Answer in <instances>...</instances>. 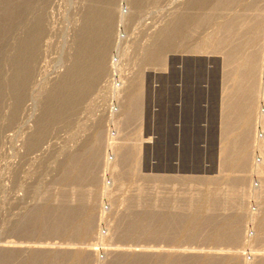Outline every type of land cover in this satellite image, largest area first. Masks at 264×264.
Segmentation results:
<instances>
[{"label": "rangeland", "instance_id": "rangeland-1", "mask_svg": "<svg viewBox=\"0 0 264 264\" xmlns=\"http://www.w3.org/2000/svg\"><path fill=\"white\" fill-rule=\"evenodd\" d=\"M105 1L35 0L34 4L37 6H35L34 14L32 12L27 14L24 0H0V26H3V33H0V90L2 92L0 95V249L24 248L25 258L29 256L30 250H45L50 257L56 253L64 254L67 256L65 258H69L68 264H110L114 261L110 252L115 251L145 253L150 259L161 251L163 254L175 253V256L183 253L188 257L197 256L200 264H210V261L218 259L224 263L230 262L235 258L234 254H237L241 258L240 264L253 262L256 256L264 253V241L260 244L254 243L253 237H256L257 231L254 223L248 218L251 212H258L259 203L261 204L262 201L256 195V191L264 186L263 177L255 171L257 166H260L262 153H264V149H259L261 140L264 139V123L258 120L259 111L264 116V95L260 93V88H264L263 46H260L258 52L260 66L255 85L258 95L256 94L255 107L252 110L255 116L251 126L248 171L245 174H239L245 175V185L244 187L239 184L234 186L240 196L238 205L231 208L228 207L231 198L226 191L229 185L225 184L224 176L215 183L216 185H208L209 172L206 173L207 176H201L199 180L190 179L187 174H182L181 177L176 176L162 183L155 182L152 172L143 169L145 146L149 134L141 135V133L145 129L151 130L159 117L165 118L176 98L181 96V94L177 95L178 90H174L172 94H166L157 110L146 112L144 108L140 116L130 123L126 122L131 95L133 92L138 93L142 88L141 71L152 54L168 47L165 33L168 29H177L178 17L182 16L184 25H187L186 33L191 34L186 43L187 51L194 48L200 39L213 34L216 30L214 23L220 19L218 14L213 18L214 22L204 26L200 32L188 29L190 23L195 22L197 17L209 12L210 4H205V0H141L140 2L111 0L112 6L108 13H105L109 15L112 23L104 73L94 79L92 87L82 98L75 101L76 105L72 101V108H69L60 118L48 123L52 112L51 103L55 99L58 107L61 102L59 98L61 91L67 85L72 86L70 83L79 76L74 70L83 42L79 33L84 15L90 10L99 9L100 5L102 7L103 3H107ZM239 1L237 0L231 7V13L227 11L225 14L228 15L229 12L230 15H235L252 3V0ZM259 5L263 22L260 45H263L264 0ZM37 16L42 21V31L37 42L38 54L32 64L29 80L21 88L20 84H14V78L17 75L16 58ZM176 52L180 53L181 50ZM203 54L195 55L198 60L195 59L190 65L187 92L199 89V83L191 80V75L200 66V56L208 58V54ZM160 55L164 56L162 61L157 62L155 66L143 69L145 75L153 77L154 74L158 75L167 70L168 55L167 53L166 55L160 53ZM186 56L193 57L194 54L190 56L186 54ZM218 56L211 54L210 58L219 61L221 56ZM22 63L26 66V59ZM148 71L154 74L150 75ZM90 83L91 81L85 82V84ZM136 87L138 91L135 90ZM20 88L23 89V97L17 98ZM98 132L102 134L103 139L100 144L98 143L99 147L97 146L100 149V160L94 167L95 183L87 184L85 187V200H93L95 205L94 212L92 211L93 225L89 235L84 239L63 234L38 236L35 231L32 236L22 237L17 230L23 219L33 215L37 210L44 212L45 208L48 210L49 207H55L60 189L66 190L71 198L70 194L74 186H68L62 182L63 167L71 156L81 155L90 147L92 148ZM36 138L38 142L35 144ZM126 138H129V144L126 146L125 153L129 157L124 167L120 163L121 154L110 147L108 140L122 143ZM116 165L119 166L115 169ZM121 170H126L127 173L119 179L118 173ZM140 188L146 190L144 197L149 204L144 212L148 215L161 211L160 207L164 199H179L182 204L186 203L193 207L191 203L200 204L198 197L205 199L210 191H220L219 208L204 213L203 219L207 220L206 217L214 219L216 226L212 230L215 227L219 229L228 224L233 225V222L239 219L241 242L238 244L218 242L212 240L214 239L212 234L207 232L203 233L204 236L202 235L201 239L190 242L178 241L177 238L174 241L158 240L157 242V240H147L138 232L132 240L123 239L117 230L123 225L125 216L130 212L128 210L131 205L130 200L139 197ZM71 200L74 199L71 198ZM46 201L49 202L47 206H45ZM239 205L244 206L242 214L238 213ZM189 206L181 211L183 218L190 214L196 216L197 213L200 219L198 209L194 207L192 210ZM162 213L168 215L173 211L162 210ZM38 225V220L30 217L25 227L26 230L34 232ZM87 248L98 249V255L88 253ZM78 249L85 250L84 258L70 260V255L73 258V253ZM126 256L123 255V258L118 260L119 263L128 264L131 256L128 259ZM158 262L166 264L167 261L158 259ZM172 263L171 260L169 264Z\"/></svg>", "mask_w": 264, "mask_h": 264}, {"label": "bare ground", "instance_id": "bare-ground-1", "mask_svg": "<svg viewBox=\"0 0 264 264\" xmlns=\"http://www.w3.org/2000/svg\"><path fill=\"white\" fill-rule=\"evenodd\" d=\"M140 1L141 0H137V2ZM34 2L35 0H24V7L27 9V14H30L31 12L34 14L35 6H37L34 4ZM105 2L107 3H101L102 7L100 5V7H98L99 9L95 8L84 15L83 25L79 33V37L83 40V42L79 50V58L74 70L75 74H78L79 76L77 79H74V82L70 83L72 86L67 85V87H64V89L62 88L63 90L61 91L59 97L61 102L58 104V107L55 104L56 100L52 99L53 102L51 100L52 105H50L52 106V112L48 123L56 118H60L65 112H67V110H69V108H72L73 105L71 102L78 101L80 98H82L85 92L92 87V82L94 79L98 78V76L104 73L106 69L105 58L106 51L110 43V26L112 23L109 15L106 14L110 10L112 4H110L111 0H106ZM236 2L237 0L204 1L205 4H210L209 12L199 16V18L197 17L195 22L190 23L188 29L198 33L204 28V26L214 22L213 18L215 15L218 14L220 19L215 21L217 24L214 23L216 29L214 33H210L211 35L200 39L194 48H190L189 51L186 50V43L190 38V33H186L185 29L187 28V25H184V19L182 16H179L180 18L178 17L179 26L177 29H168L165 33V41L166 43L168 42V47L166 46L165 48L160 49L156 53L152 54L143 67V69H145L146 67H150L152 65L155 66L157 62L162 61L164 58V56H161L160 53H164V55L167 53L168 57L166 58L169 59L167 70L164 71V73H160L158 75H155L151 71V73L154 75L153 77H150L149 75H145L144 70L142 69L140 74V84H142V86H140L142 88L138 93H132L128 108L129 111L126 117V122L130 123L142 114L144 108L146 112H153L157 110L160 107L159 105L161 100L166 94H172L174 90H178L179 94L177 95L181 94V96L178 99L176 98L175 102L173 101L174 104L172 103L173 105L170 111H167L168 113L165 118L159 117L155 121V124L151 130L145 129L141 133V135L149 134L145 150L150 149L152 160H154L152 163V169L149 170L150 173L152 172L151 174L154 177L153 180L155 182L157 181L164 183L176 176L181 177L182 174H187V177L190 179L194 178L199 180L201 176H207L206 173L209 172L210 175L208 176V185H213L219 182L218 180L224 176V181H226L225 184L229 185V188L226 191L229 195L228 197L231 198V201L228 205V207L231 208L234 207V205H238L240 196L237 194L238 190L235 189L234 186L239 184L240 186L244 187L245 185V175L243 176L242 174H239H245V172L248 171L247 161L250 154L249 148L251 147L249 146L251 126H253L252 122L255 116H253L252 110L255 107L254 103L257 94L255 87L256 76L260 66L258 52L260 46H263L264 48V43L263 45H260V40L263 33V22L261 7L259 4L262 2V0H252V3L248 7L246 6L247 8H244L241 12L236 13L235 15H230L231 7ZM227 11L230 12H228V15L225 14ZM246 11H248L250 14L242 13ZM221 19L224 21H220ZM41 31L42 21L40 17L37 16L36 22L34 23L33 28L29 31L25 44L16 58L15 69H17V75L16 78H14V84H20L21 88H23V84H26L27 80H29L32 64L38 54L37 42ZM0 33H3V26H0ZM177 50H181V52L178 53L176 52ZM203 53L208 54V58H202L200 56V66L195 69L191 75V80L199 83V89L195 91L190 89L191 91L187 92V78L189 77L190 65L193 64L195 59L198 60L197 56L195 55ZM186 54H189V56L194 54V56L191 58L192 56L188 57ZM211 54H214V56L216 55V57L217 55H219L218 57L221 56L220 60L218 61L211 59ZM25 59L27 64L26 66H23L22 62ZM148 72L150 73V71ZM72 78H74V76H72ZM89 81H91L90 84H85V82ZM202 84H207L208 86V92H206L207 96L206 93H204L205 89L204 91L202 89V86H204ZM215 84H221L222 88L221 99H219L221 100L219 101L221 103V115L218 171H205L203 174H200L195 171L182 172L179 169L168 170L169 158L173 155L174 157L177 155L178 160H181V157L183 160H187L191 169H194L195 162L197 161L198 157L195 146L192 144H195V141L199 139L202 133V129L199 127L197 121L201 119L200 116L202 114L206 113L204 111L202 113L201 108H197V103L201 99H204V97H207L206 99L209 103L208 105H210L208 106L207 113L214 109L212 105L214 104V93L216 92V90L214 92ZM21 88L17 92V98L23 97V89ZM137 89L138 87L135 88V90ZM1 93L2 92L0 90V95ZM260 93L264 95L263 87L260 88ZM218 98H220V96ZM215 101H217V97ZM202 102L205 101L202 100ZM217 112L219 111L217 110ZM205 115L207 116L208 114ZM258 115V120L261 123H264V116L262 115V112L259 111ZM206 116H204V118H206ZM215 117H217V114ZM173 118H181V120L179 119L178 121L179 126L176 129L178 134L177 140L180 143L178 151H175L174 148H170L168 144V142H170V138L173 137V131H175L170 127L171 119ZM213 120L216 119L214 118ZM206 134V145L208 146L206 148L205 159H210L211 155L213 154L212 152L214 151L211 130H208L207 128ZM102 139V134L98 132L95 136L94 146L92 148L90 147L91 149L89 148L87 152H84L81 155L71 156L68 159L66 165L63 167V176L61 175L62 182L68 186H74L70 194L71 198L74 200L72 201L71 198H69V193L66 190L60 189L55 207H49L48 210L45 208L44 212L37 210L35 213H33V215L27 216V218L23 219L19 229L17 230V232H19L22 237L24 235L25 237L32 236L35 231L37 232L36 235L38 236L63 234L65 236L80 237L84 239L89 235L93 225V212L95 205L93 200H85V187L87 184L93 185L95 183L94 167L100 160V149L98 147ZM128 139L129 138L123 139L122 143L121 141L119 142L120 144L118 141L114 140L113 142L116 143H113L112 141L110 142V140H108L110 147H112V149H116L119 154H121L120 163L122 166L126 164L129 157V155L125 153L126 146L129 144ZM190 139L192 140L191 144H189ZM37 142L38 140L36 138L34 143L36 144ZM259 149H264V139L261 140ZM190 150L192 152L191 156L189 154ZM190 157L191 160L189 159ZM120 163L118 162V164ZM206 163H208L207 160ZM117 166L119 165L114 166V168L116 169ZM255 171H257V173L262 176L264 180V153H262V162L260 163V166H257ZM126 173V170H121L118 173V178L120 177L119 179H121ZM59 179L61 180V178ZM145 192V188H140L139 197L130 200L131 205L130 209H128L130 212L125 216L122 222L123 225L117 230L120 237L123 239L132 240L135 237V233L138 232L147 240H157V242L158 240L164 242L174 241L176 238L178 241L190 242L201 239L203 233L207 232L212 234L214 238L212 240H216L218 242H226L229 244H238L241 242L242 234L239 219L236 220L235 223L233 222V225L228 224L227 226H223L219 229L215 227L214 230H212V228L216 226L214 219L210 217H206L207 220L203 219L204 213L206 214L208 211H215L219 208L220 191H210L209 196H206L205 199L198 197V199H200V204L191 203L190 205H193V207H190L186 203L182 204L179 199H164L162 201V206L160 207L161 211L155 212L152 215H148V213L144 212L149 204L145 200ZM256 192L257 194H255L258 195L262 203H259L258 212H251L248 218L254 223L255 229L257 231L256 237H253L254 243L260 244L264 241V186L258 189ZM109 196H111V194ZM45 203V206H47L49 202L47 203L46 201ZM188 206L189 208H192V210L194 207H196L201 215V218H198L197 213L196 216L189 213L190 215H186V218H183L184 215L181 211L187 209ZM134 208L138 211L133 210ZM238 209V213L242 214L244 211V206L239 205ZM162 210H166L167 212L170 210L173 211V213H168L167 215L162 213ZM84 211L86 212L85 214ZM30 217H35V219L38 220V229H34V232H30L28 229L26 230L25 227ZM224 229L227 230L224 231ZM27 251L25 253H27ZM83 252H85V250L78 249L77 252L73 253V258L72 255H70V260L72 259V261H74L75 259L79 260L84 258ZM98 252L99 251L96 248L93 250L88 249V253L90 254L98 255ZM124 252H110V255H112L114 258V261L110 264H121V262L119 263L118 260L122 259L123 255H127V259L131 256V259L129 258L128 264H159L160 262H158V259L161 261L165 259V261H167L166 264H169L171 260L173 262L172 264H200V260H198L197 256L188 257L186 255L184 256L183 253L175 256V253L163 254L161 251L157 252L158 254H154L152 256L153 258L150 259L149 256L145 255V253L135 254ZM28 255L29 256L25 258L26 255L24 254V248H9L5 250L0 249V264H68L67 261H69V258H65L67 256L64 254L56 253L50 257V254L46 253L45 250H30ZM234 256L235 258L231 259L232 261L230 262L224 263V261H218V259L210 261V264H240V256L237 254H234ZM245 264H264V253L261 256H256L253 262Z\"/></svg>", "mask_w": 264, "mask_h": 264}, {"label": "water", "instance_id": "water-1", "mask_svg": "<svg viewBox=\"0 0 264 264\" xmlns=\"http://www.w3.org/2000/svg\"><path fill=\"white\" fill-rule=\"evenodd\" d=\"M193 58V57H191ZM201 58V57H200ZM203 58V57H202ZM221 85V84H220ZM180 118H173L171 119L170 127L173 128L174 134L173 137L170 138V142H168L170 148H174L175 151H178V147H180V143L178 142V134L176 129L179 126V121ZM212 134V145L214 148V151L212 152L213 154L211 155L210 159H205L206 157V148L208 145H206V131H202L200 137L198 140L195 141V144H192L195 146V150L197 152V161L195 162V167L194 169H191V167L188 165L189 163L187 160H183L181 157V160L177 159V155H174L169 158V165H168V170H181L182 172H190V171H195L200 174H203L205 171H218V166H219V153H220V120L217 121L216 126L211 130ZM192 140L190 139L191 144ZM176 153V152H175ZM190 156L192 154L191 150L189 152ZM191 160V157L189 158ZM206 160L208 163H206ZM153 161L152 160V155L150 149H146L144 152V159H143V166L144 169L149 171L152 169L153 166ZM186 162V163H185ZM190 162V161H189ZM150 172V171H149Z\"/></svg>", "mask_w": 264, "mask_h": 264}, {"label": "crops", "instance_id": "crops-1", "mask_svg": "<svg viewBox=\"0 0 264 264\" xmlns=\"http://www.w3.org/2000/svg\"><path fill=\"white\" fill-rule=\"evenodd\" d=\"M202 85H204V86H202V89H203V91H204V89H205V91H204V93H206V92H208V86H207V84H202ZM219 84H215V86H216V89H215V86H214V92H215V90H216V92L214 93V104L212 105L213 106V108L214 109H212L209 113H207V109H208V106H210V105H208L209 103H208V101H207V97H204V99H201L198 103H197V108L199 109V108H201V111H202V113H203V111L204 112H206L205 114H208L207 116L205 115V114H202L201 116H200V118L201 119H199L197 122H198V125H199V127L202 129V131L203 130H205V131H207V128H208V130H212V128H214V127H212V126H216V124H217V121L218 120H220V115H221V111H220V105H221V103L219 102V101H221V100H219V99H221V90H222V88H221V85H219V87L217 88V86H218ZM218 89V90H217ZM219 91H220V93H219ZM217 93V94H216ZM206 96H207V93H206ZM220 96V98H218ZM216 97H217V101H215L216 100ZM202 100L203 101H205V102H202ZM205 103V104H204ZM218 103V104H217ZM201 105V106H200ZM204 105H206V106H204ZM204 107H206V108H204ZM216 108V109H215ZM206 110V111H205ZM217 110L219 111V112H217ZM216 114H217V117H215L216 116ZM214 115V116H213ZM204 116H206V118H204ZM211 116H212V118H211ZM219 117V118H218ZM216 119V120H213V119ZM208 119V120H207ZM180 120H181V118H180ZM209 120H210V122H209ZM208 121V122H207ZM215 121V122H214ZM202 122H204V123H202ZM202 123V124H201ZM206 123V124H205ZM212 126H211V125ZM206 126V127H205ZM209 126H210V128H209Z\"/></svg>", "mask_w": 264, "mask_h": 264}]
</instances>
